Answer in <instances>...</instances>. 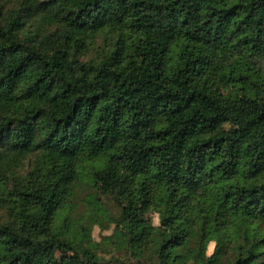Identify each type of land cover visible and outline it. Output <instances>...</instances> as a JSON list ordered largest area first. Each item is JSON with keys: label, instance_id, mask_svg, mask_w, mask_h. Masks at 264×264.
Instances as JSON below:
<instances>
[{"label": "trees", "instance_id": "obj_1", "mask_svg": "<svg viewBox=\"0 0 264 264\" xmlns=\"http://www.w3.org/2000/svg\"><path fill=\"white\" fill-rule=\"evenodd\" d=\"M0 264H264V0H0Z\"/></svg>", "mask_w": 264, "mask_h": 264}, {"label": "rangeland", "instance_id": "obj_2", "mask_svg": "<svg viewBox=\"0 0 264 264\" xmlns=\"http://www.w3.org/2000/svg\"><path fill=\"white\" fill-rule=\"evenodd\" d=\"M154 223L157 224L156 218H154ZM102 234L104 235V233H101L98 228H94L93 237L95 240H99ZM105 234H108V233H105ZM211 251H212V248L210 247L209 252L211 253Z\"/></svg>", "mask_w": 264, "mask_h": 264}]
</instances>
